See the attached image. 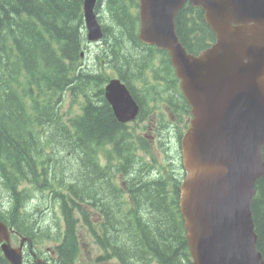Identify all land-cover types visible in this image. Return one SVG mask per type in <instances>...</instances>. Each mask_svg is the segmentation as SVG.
<instances>
[{"label":"trees","instance_id":"obj_1","mask_svg":"<svg viewBox=\"0 0 264 264\" xmlns=\"http://www.w3.org/2000/svg\"><path fill=\"white\" fill-rule=\"evenodd\" d=\"M82 4L83 0H0V220L13 232L30 235L35 220L42 219L31 206L46 198L58 213L55 226L64 225L62 251L77 247L75 227L83 218L101 256L112 253L124 264L128 259L130 264H147L160 261L156 255H161L162 264H193L185 239L179 238L182 220L177 229L171 224L175 215L167 207L178 204L180 180L168 173L138 182L144 190L134 200L142 201V224L130 225V238L125 230L120 185L129 187L127 169L141 161L133 148L129 153L127 142L120 141L126 129L115 124L106 108L76 102L78 95L87 99L92 94L95 78L98 84L108 80L86 66ZM137 6L138 0H100L95 9L98 14L105 11L111 22L102 27L105 49H100L99 65L108 59L111 71L129 87L157 62L172 73L166 52L139 42L138 13L132 12ZM175 26L188 53L197 54L215 41L202 10L190 4L178 11ZM66 94L73 100L67 109ZM73 106L81 112L74 114ZM109 138L112 142L102 141ZM100 154L106 164L101 159L99 164ZM137 167L150 169L143 161ZM251 213L264 260V177L256 182ZM0 264H8L1 251Z\"/></svg>","mask_w":264,"mask_h":264},{"label":"water","instance_id":"obj_2","mask_svg":"<svg viewBox=\"0 0 264 264\" xmlns=\"http://www.w3.org/2000/svg\"><path fill=\"white\" fill-rule=\"evenodd\" d=\"M83 0L88 42L103 38L95 6ZM138 39L169 54L191 120L180 140L184 179L179 210L193 264H264L251 202L264 177V0H138ZM200 8L215 41L197 55L179 41L175 17ZM105 97L120 122L137 107L118 79ZM0 221V248L10 264L22 249L9 244Z\"/></svg>","mask_w":264,"mask_h":264},{"label":"flooded vegetation","instance_id":"obj_3","mask_svg":"<svg viewBox=\"0 0 264 264\" xmlns=\"http://www.w3.org/2000/svg\"><path fill=\"white\" fill-rule=\"evenodd\" d=\"M89 47L91 48V45H89ZM158 66L160 65L158 64ZM120 77L122 78V76L117 74H108L109 79H120ZM144 77L149 80L142 82L131 81L129 84L131 87L129 93L135 102L137 112L135 117L126 123L118 122L111 106L105 98L104 87L107 85L106 82L104 84H98V79L95 78V81L91 83L93 88L90 91H92V94L87 99L82 97L83 94H80L81 104H86L87 101H90L92 105L94 104L96 106V109L97 107L106 108L115 124H121L122 128L126 129V136L121 138L120 141L127 142L126 144L128 145L129 153H131L133 148L134 153L137 155V162L141 161L133 168L127 169L128 176L131 180L129 187L122 184L120 185L123 192L122 198L124 203L121 215L125 221H128V223H125V230L128 233L129 238L131 237L130 225L135 223L142 224V216L140 213V203L142 201L134 200L135 198H139V194L144 190L143 185L140 186L138 182L147 178L149 181H154L163 174L162 171L154 170V165L157 160L150 152H148L146 141L150 140V143H152V146L155 147V150L160 156H166L168 163L176 168V180H179L183 174L182 170H180V138L190 119L189 106L179 89V82L174 73H146L144 74ZM102 85L103 92H101ZM98 86H101V88H98ZM164 113H167L168 115L165 117ZM177 113H180L181 116H177ZM111 135V137L114 138V134L112 133ZM112 138L103 139L102 141L104 143H110L112 142ZM141 156H150L152 160L150 163V169L147 171L141 170V163L142 161L145 162V160L141 159ZM100 157L101 162L106 164V157L103 154H100ZM138 165L140 169L137 167ZM142 172L145 173L143 177H141ZM114 181L115 179L113 178V182ZM174 191L170 196H174ZM40 205L41 202L39 205L36 202L34 206H31L33 213L35 210L45 209ZM53 207V205H49L48 207V218L51 215L58 217V213L56 212L57 214L55 215ZM167 208L175 215L172 217L173 221L171 224L176 228V223L178 224L181 221L178 215L177 206L172 202ZM39 216H42V219L35 220L33 233L30 235L24 236L17 232H10V245L12 247L22 248V264H69L74 257L75 260L70 264H83L85 259L89 260L84 264H124V261L117 259L112 253H109L107 257L101 256L95 247L94 238L90 233L89 228L83 226V218H79L80 223L75 227L77 230V236L79 237L77 247L62 251L59 247L62 245L65 237L63 223L59 222V225L54 226L57 233L54 231L44 233L42 232L41 227L45 226L46 219L43 217V214ZM95 222L96 221L93 220L92 224ZM37 223H41V225L37 227ZM178 234L181 240L185 239L184 231ZM86 235H89V238L88 236L86 237ZM45 243H49L51 246L44 248L43 244ZM96 246L98 248V245ZM76 250L78 251L77 255H75ZM83 252H87L88 255L84 260H80L79 257ZM57 254L60 255V258L57 257ZM156 256L160 261L156 260V262H154L149 260L147 264H162L161 255ZM129 260L131 259H128V263L130 264Z\"/></svg>","mask_w":264,"mask_h":264},{"label":"rangeland","instance_id":"obj_4","mask_svg":"<svg viewBox=\"0 0 264 264\" xmlns=\"http://www.w3.org/2000/svg\"><path fill=\"white\" fill-rule=\"evenodd\" d=\"M132 12L133 13H136L135 12V7L133 8L132 7ZM98 16L101 17V20L100 22L105 25L107 24V26H110L111 25V22H110V19L108 18V15L106 14L105 11H100V13L98 14ZM109 45H111V42L109 41ZM105 49V47L100 44V45H94L90 51L86 52V54L88 55V58L86 60V66L88 67H93L95 68L97 71L103 73V74H112V71L110 70V63H108V59H103V63H101L99 65V57H100V49ZM137 54L139 53L138 50H136ZM99 54L97 57L96 55ZM136 54V55H137ZM155 62V61H154ZM159 73L156 69H155V65L153 66H148V68L145 70V73ZM144 77V75H143ZM143 81H147L149 80L148 78L144 77L142 79ZM133 82H142L141 80H133ZM150 87V86H148ZM66 97H68V100H67V103H66V109L68 108V106L72 103V97L69 95V94H66L65 95ZM76 102L77 104H81V95H78L77 99H76ZM81 110H77L76 111V108L75 106H73V113L76 114V113H80ZM72 113V112H71ZM168 114L167 113H164V116L166 117ZM177 116H181L180 113H177L176 114ZM146 144L148 145V152H150L152 154V156H154V158L157 160L156 164L154 165V170H159V171H162L163 174L166 175V173H168L171 177H173L174 180H176L177 178V172H176V168L174 166H171L167 159H166V156H160L159 153L155 150V147L152 146V143H150V140L146 141ZM101 159V158H100ZM141 159L142 160H145V162L147 163H151L152 160L150 158V156L148 157H143L141 156ZM103 164V163H102ZM41 205L42 207H44L45 209H42V210H38V215H41L43 214V217L46 219V223H45V226H42V232L44 233H47V232H52L53 231V228L55 226L54 224V215L51 217L48 218V207L49 205L47 204V199L44 198L43 202H41ZM56 207L58 208V205H56ZM51 245L49 243H45L43 244V247L44 248H47V247H50ZM88 253L87 252H83L81 255H80V260H84L86 257H87ZM57 257L60 258V255L57 254ZM89 259H85V261L83 262V264L85 262H87Z\"/></svg>","mask_w":264,"mask_h":264},{"label":"bare ground","instance_id":"obj_5","mask_svg":"<svg viewBox=\"0 0 264 264\" xmlns=\"http://www.w3.org/2000/svg\"><path fill=\"white\" fill-rule=\"evenodd\" d=\"M186 49V48H185ZM186 51H187V49H186ZM188 52V51H187ZM190 53V52H189ZM194 54V53H193ZM67 178V177H66ZM88 236V238H89V235H86V237ZM86 239V238H85ZM92 240V239H91ZM93 241V240H92ZM56 250V249H55ZM188 252V251H187ZM58 253V252H57ZM50 254V253H49ZM52 254V253H51ZM54 254V253H53ZM188 254V253H187ZM186 254V255H187ZM56 255V254H55ZM63 260V259H62ZM69 261V260H68ZM64 262V261H63ZM70 263H72V262H70Z\"/></svg>","mask_w":264,"mask_h":264}]
</instances>
